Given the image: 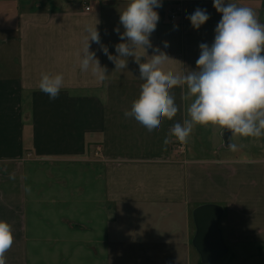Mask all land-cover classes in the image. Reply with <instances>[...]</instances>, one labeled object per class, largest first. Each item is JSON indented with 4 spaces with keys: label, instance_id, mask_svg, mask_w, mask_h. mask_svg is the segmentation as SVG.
I'll use <instances>...</instances> for the list:
<instances>
[{
    "label": "crops",
    "instance_id": "1",
    "mask_svg": "<svg viewBox=\"0 0 264 264\" xmlns=\"http://www.w3.org/2000/svg\"><path fill=\"white\" fill-rule=\"evenodd\" d=\"M128 2L0 0V220L12 226L14 235L6 264H37L42 244L49 245L43 248L49 255L41 263L51 264L59 243L65 250L61 264L74 259L82 264H193L192 213L205 204L224 208L219 228L228 250L234 247L241 258L252 252L264 261V137H240L233 152L219 141L218 127L197 125L188 143L169 137L165 144L169 129L188 118L185 88L172 89L177 115L149 132L124 116L143 83L134 58H128L127 69H115L101 45L90 42L108 79L101 82L90 70L81 71L86 26L99 21L101 44L117 55L115 45L121 41L115 29L123 32L120 12ZM228 2L251 7L264 24V0ZM197 8L210 17L198 30L187 19ZM176 9L172 23L170 13ZM156 10L160 19L150 37L153 48L141 49V55H152L158 47L171 58L162 66L165 71L187 74L196 68L199 45L212 44L221 14L213 0H163ZM45 72L64 75L55 100L39 90ZM91 147L95 154L89 153ZM90 157L101 162L92 169L95 182L89 176ZM33 162L55 166L48 178L40 170L34 181ZM77 170L81 180L75 183L66 174ZM83 207L87 219L81 222L87 227L79 229L85 240L40 238L43 223L52 221L50 213L56 211L64 223L75 222L84 215ZM94 209L106 220L102 236L93 229Z\"/></svg>",
    "mask_w": 264,
    "mask_h": 264
},
{
    "label": "clouds",
    "instance_id": "2",
    "mask_svg": "<svg viewBox=\"0 0 264 264\" xmlns=\"http://www.w3.org/2000/svg\"><path fill=\"white\" fill-rule=\"evenodd\" d=\"M163 0H129L120 12V43L115 45L117 55H112L101 44L97 24L86 26L82 52L79 54L81 71H91L98 81L108 79L106 67L100 64L90 42L101 45V50L115 64V69H127L128 58H134L139 66L140 85L138 98L133 100L126 118H134L149 132L161 127L162 122L172 120L179 108L172 89H186L182 97L190 101L188 118L169 129V137L180 143H188L195 127L212 125L231 133V137H264V24L258 20L251 7L238 6L228 0H213V7L221 14L212 44L199 45L196 68L187 74L165 71L163 65L171 59L158 47L147 57L141 49L153 48L150 39L160 19L156 9ZM205 9L197 8L187 16L191 26L199 29L209 19ZM168 47V42H164ZM39 90L49 99L58 98L64 88L63 73H41ZM230 151H237L235 143H228ZM14 243L12 226L0 220V264H6V253Z\"/></svg>",
    "mask_w": 264,
    "mask_h": 264
},
{
    "label": "rangeland",
    "instance_id": "3",
    "mask_svg": "<svg viewBox=\"0 0 264 264\" xmlns=\"http://www.w3.org/2000/svg\"><path fill=\"white\" fill-rule=\"evenodd\" d=\"M239 139H240V136L233 137L232 142L235 143L236 145H238ZM219 141L222 144L225 143L223 140V137H220ZM201 144L204 147L207 146L206 143H201ZM89 153L95 154L96 149H94V147H91L89 149ZM88 160H89V163H87V164L89 165L88 166L89 176L91 177V181L95 182L98 180V176H97V174H95V172L92 169H94V167H97V165H100L101 162H99L100 159L97 157L96 158L90 157ZM50 166H55V165L53 163H34L33 162L32 163V167L34 169V179L33 180L34 181L38 180L37 178L40 177V174H39L40 170L42 172V177L48 178ZM76 166L80 167L81 166L80 162ZM66 171H72V170H66ZM66 175H67V177L70 176L71 181H73L75 183H77V182H79V180H81L80 170H77V173H73V174L67 173ZM63 178H64V176L62 175L61 177L58 178V181L63 182ZM92 197L96 198V194L93 195ZM61 206H65V205H61ZM68 208H69V210H79V209H76L77 207H67L66 210ZM84 209H85L84 215L81 216V214H80L79 216L76 217V218H78L79 221L74 222V220L72 219L73 222H68V223L62 222V220H60V218L56 214V211L50 213V218L52 221H51V223H43L45 230H43L42 233H40L42 235V237L40 236V238H43V239L47 240L48 242H52V241L56 240L58 237H59L58 240H61L62 238L67 239V240H70V238H71V240L76 239V238H78L80 240H85L87 237L86 236L87 234H84V232H85L84 230H83L84 232H80L81 230L79 229V228L85 229L87 227V225L85 223L81 222V220H84V218L87 219V216H86L87 207H83V210ZM50 211H51V207H50ZM90 212L91 211L88 210V215ZM74 213H76V212H74ZM55 216H57V219L54 222ZM101 218H102L101 213L99 212V216H97V212L94 209V215H93L94 228L93 229H95V232H97L99 234V236H102V234L106 228V225H105L106 220L102 221ZM68 220H70V219H68ZM65 225L67 227H65ZM75 231H78L79 233H77ZM69 233H73V234H71V237H70ZM92 235H94V234L92 233L89 235L90 239H92V237H91ZM59 245H60V243L54 247L53 252L55 253V255L53 254V256L55 257V260H53L51 264H61L59 262V258H60V256L65 255V253H64L65 250L62 247H60ZM45 246H49V245L42 244V245H39L37 248V250H39V252L41 253L40 255L37 254V256H36L37 264H47V262L41 263L42 262L41 259L42 258L45 259V256L49 255V253L43 249V248H45ZM30 249H31L30 255H32L33 254L32 252L34 251V245L33 244L32 245L30 244ZM190 250H191L193 264H201L200 258L192 246H191ZM32 256H34V254ZM78 256L81 257L83 255H78ZM257 256H258L257 254L251 252V253L245 255L244 258H241V255L238 252H235V248L232 247L231 249L228 250L227 254L223 258H221L220 260H218L216 262L209 263V264H264V261L261 260L259 257L257 258ZM50 257H52L51 254H50ZM198 261H199V263H198ZM71 264H82V262H80L79 259H74Z\"/></svg>",
    "mask_w": 264,
    "mask_h": 264
},
{
    "label": "water",
    "instance_id": "4",
    "mask_svg": "<svg viewBox=\"0 0 264 264\" xmlns=\"http://www.w3.org/2000/svg\"><path fill=\"white\" fill-rule=\"evenodd\" d=\"M261 54L264 55V52ZM230 136L231 133L228 131L222 135L226 146L231 142ZM224 213V208L216 204L198 206L192 213L195 234L191 245L198 254L201 264L216 262L228 252L219 228Z\"/></svg>",
    "mask_w": 264,
    "mask_h": 264
},
{
    "label": "built area",
    "instance_id": "5",
    "mask_svg": "<svg viewBox=\"0 0 264 264\" xmlns=\"http://www.w3.org/2000/svg\"><path fill=\"white\" fill-rule=\"evenodd\" d=\"M85 10L86 11H90V8L86 7ZM178 12H179V9H176L175 11L170 13V20H171L172 23H174L176 21L177 16H178Z\"/></svg>",
    "mask_w": 264,
    "mask_h": 264
}]
</instances>
